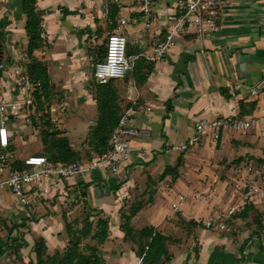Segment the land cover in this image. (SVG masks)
<instances>
[{"label": "crops", "instance_id": "0c3cea01", "mask_svg": "<svg viewBox=\"0 0 264 264\" xmlns=\"http://www.w3.org/2000/svg\"><path fill=\"white\" fill-rule=\"evenodd\" d=\"M217 1L220 19L216 32L189 27L173 37L162 60L152 62L142 55H149L153 37L168 29L176 0H153L147 26L137 0L113 4L117 12L111 20L109 0H33L40 17L39 44L47 50L45 54L35 51L34 56L46 65L51 85L71 82L63 85L67 88L62 92L63 104L74 99L77 109V125L72 128H88L95 120L92 94L83 91L75 102L72 89V82L87 74L84 58L90 47L89 34L106 22L109 33L119 17L133 20L125 27L126 50L139 55L138 64L150 66V71L141 84L130 71L111 83L120 114L126 112L129 125L146 129L148 135L129 140L131 151L120 168V180L102 169L84 172L74 180H42L39 188L46 192L29 186L28 204L17 201L9 191H0V249L16 244L15 251L0 253V264H34L32 246L39 238L45 254L61 255L70 238L63 228L67 223L73 225L69 217L78 210H91L92 215L98 212L107 221L103 241L95 243L91 233L82 239L88 245L78 250L88 253L87 247L95 248L100 264H147L119 227L120 213L137 202L139 210L129 220L132 229L149 227L168 239L165 249L169 257L160 264H264L260 204L249 205L243 216L237 212L223 230L205 229L196 222L205 209L194 195L208 184L225 187L242 173L244 162L262 158L264 143V0ZM21 4L22 0H0V101L18 104L27 94L18 89L17 77L27 76L25 50L29 44ZM258 83L259 91L250 95L249 89ZM231 117L252 118L256 125L245 131L226 130L215 142L204 137L190 153L170 148L192 135L198 120ZM7 130L9 160L22 159L11 130ZM72 136L77 137L76 133ZM7 170V164H0V177ZM96 186L101 191L95 196ZM75 188L82 196L79 202ZM178 194L184 200L172 210L170 204Z\"/></svg>", "mask_w": 264, "mask_h": 264}, {"label": "built area", "instance_id": "2783aa9c", "mask_svg": "<svg viewBox=\"0 0 264 264\" xmlns=\"http://www.w3.org/2000/svg\"><path fill=\"white\" fill-rule=\"evenodd\" d=\"M112 4H119L120 0H109ZM153 0H137L138 11L142 15L144 26H147L152 16L151 4ZM107 8L103 9L106 16ZM220 8L217 0H176L174 14L171 23L162 35L153 37L150 54L142 55L147 61H160L167 49L172 44L173 37L185 32L189 27H195L197 32L205 30L216 32L219 29ZM133 20L119 17L116 19L113 29L107 34L103 57L93 65L92 74L98 83H104L110 79H120L131 71L139 55L128 54L126 51L125 27ZM37 56L38 53H35ZM16 72V71H15ZM18 89L26 92V98L21 104L14 101H0V164H7L9 155L6 148L9 142V132L6 128V120L11 115H17L22 106H31L34 103L30 95L31 83L27 76L18 75ZM36 86L39 84L36 82ZM261 83L249 89V94L254 95L259 91ZM233 89H238L234 85ZM128 114L124 112L117 120L116 125L109 133L110 148L100 155L92 157L85 162H50L44 156L29 154L22 158L25 169L22 171L7 170L0 177V191L6 189L22 204L29 203L28 187L35 186L41 192L46 189L39 188L40 182L51 181L55 177L78 178L82 173L98 169L107 174L121 179L120 168L127 160L131 151L129 140L135 137H146L148 131L143 128H135L128 123ZM256 125L252 118L240 119L213 118L200 119L194 126L193 134L182 142H175L170 148L179 152L190 153L202 138L208 137L215 142L220 134L226 130L245 131ZM241 174L232 178L225 187L217 189L214 184H208L194 195V200L203 206L205 215L197 218L196 222L205 229L223 230L227 227V221L239 212L243 206L260 204L262 207L261 219L264 223V143L262 144V158L256 162L246 161L241 165ZM50 185V184H49ZM75 199L81 200L80 190L75 188ZM184 200L178 194L170 204L172 210H176ZM63 208L67 209L68 203L64 202Z\"/></svg>", "mask_w": 264, "mask_h": 264}, {"label": "trees", "instance_id": "16d2710c", "mask_svg": "<svg viewBox=\"0 0 264 264\" xmlns=\"http://www.w3.org/2000/svg\"><path fill=\"white\" fill-rule=\"evenodd\" d=\"M107 5L109 19L111 20L117 12V6L111 3ZM21 7L26 17L24 29L29 42L26 51L29 52L32 48H36L39 45L40 17L39 12L34 9L33 0H22ZM25 69L28 80L33 84L35 82L39 84L34 87L33 91V97L35 98L34 108L39 109V97H42L44 101H48L50 97L51 84L48 82L46 65L40 60L31 58L25 64ZM149 71L150 66H142V64H138L136 61L130 73L133 80L141 84L145 81ZM111 80L93 84L92 98L95 103V120L92 125L88 126L86 137L87 149L92 154L91 156H87L86 161L110 148L108 141L109 133L121 115ZM38 89L40 92H38ZM43 124L49 126L48 120L43 121ZM46 129L40 132L44 138L50 135V132ZM51 134L53 137L50 135L48 141L44 140L40 153L37 152L35 154L44 156L50 162H85L81 161L78 153L70 148L66 137H55L60 134L58 130L51 132ZM7 166L10 171H22L25 169L22 159H11L8 161ZM84 186H87V184ZM139 203L132 204L127 208L126 212L120 213L121 224L119 227L125 239H130L136 245L135 253L140 256L144 263L160 264L168 260L169 257L165 249V242L168 239L160 233L153 231L152 228L144 227L139 230H133L129 225L130 218L139 210ZM248 207L243 206L237 214L243 216ZM259 224L260 222L257 223L258 226ZM94 226L95 229L92 230V222L89 220L88 215L83 217V224L79 229L72 228V225L68 223L65 224L66 232L70 238L65 251L61 255L56 252L53 255L47 256L45 254L46 248L43 240L41 238L37 239L32 246L35 255L34 264H100L101 261L95 254V248L87 247L89 250L88 253L82 252L77 248L78 243L91 233V239H94L95 243H101L103 241L106 236L107 221L103 218H97ZM15 247V242H11V246L0 249V253Z\"/></svg>", "mask_w": 264, "mask_h": 264}, {"label": "rangeland", "instance_id": "374dc122", "mask_svg": "<svg viewBox=\"0 0 264 264\" xmlns=\"http://www.w3.org/2000/svg\"><path fill=\"white\" fill-rule=\"evenodd\" d=\"M102 21H106L107 18L102 17ZM108 23L106 22L105 24H102L100 26H97L95 28L94 34L90 33L89 34V43L90 47L86 49L85 51V70L87 72L85 77L80 78V80H76L72 83H74V92L76 93L75 97V102L79 100L84 93L83 91H87L88 93L92 94L93 91V84L96 83L97 79L94 77L92 74V69L93 65L96 61L100 60L103 57L104 54V46H105V40H106V31L109 30L107 27ZM41 38L39 37V41ZM101 50V53H100ZM35 51H41V53H46L47 50H42L41 45L39 44L36 46V48H32L29 52L25 50L27 59L30 60L31 58H34V60H38L34 56ZM127 51V50H126ZM43 55V54H42ZM102 56V57H101ZM82 61V63L84 62ZM36 83V82H35ZM35 83L31 86L30 89V95L32 96L33 100L35 101V98L33 97V91L34 87L36 86ZM59 84H52L50 88V97L48 101H44L42 97H39V103L38 107L39 109H35V103H33L31 106H28V108L23 107L20 110V114L13 115L11 118H7L6 120V127L11 130V133L13 134V142L15 149L17 150V153L22 156H26L29 154H35V153H40L42 147H43V141L49 139V136L52 135L51 132L58 130L60 134L56 135L55 137H61L66 135L70 136L69 138L66 137L67 142L72 150H75L78 155L79 159L81 161H86L87 156H91V152L87 149V129L88 128H72L73 126L77 125V121H75L76 117V108H73L75 105L74 99L71 100L69 98V103L68 105L63 104V89L67 87H63L64 84L66 83H71L68 81H60L58 82ZM38 92L40 90L38 89ZM59 98L56 97V95H59ZM73 101V102H72ZM59 105L57 107L56 105ZM63 108L61 109V107ZM52 108H55L54 110H51ZM47 114V115H46ZM48 120L49 126H45L43 124V121ZM92 125V124H90ZM89 125V126H90ZM48 130L50 132V135L47 137H43L42 134L40 133L41 130ZM66 133V135H64ZM76 133L77 137L72 136L73 134ZM53 137V135L51 136ZM79 145H78V144ZM20 150V151H19ZM4 192H8V190L4 189ZM3 191V190H2ZM14 198V197H13ZM85 215L88 216H95L94 219H89L92 222V230L95 229V226L93 224L96 222L98 216L101 218V215L97 212L95 215L91 214V210H84L81 212V210H78L74 212L73 214L70 215V221L72 222V228H77L79 229L80 226L83 224V217ZM75 218V219H74ZM65 234L68 235L66 232V227L63 228ZM36 241V240H35ZM33 241V242H35ZM68 241L66 242V244ZM80 245L77 246L78 249L83 246V244L87 243H82L79 242ZM66 247H64L65 250ZM15 251V249L9 250ZM64 252V251H63ZM63 252L61 254H63ZM47 255V254H46ZM49 256V255H47Z\"/></svg>", "mask_w": 264, "mask_h": 264}, {"label": "water", "instance_id": "95a60500", "mask_svg": "<svg viewBox=\"0 0 264 264\" xmlns=\"http://www.w3.org/2000/svg\"><path fill=\"white\" fill-rule=\"evenodd\" d=\"M94 195L96 196L97 195V191H101V187L100 186H96L94 187Z\"/></svg>", "mask_w": 264, "mask_h": 264}]
</instances>
